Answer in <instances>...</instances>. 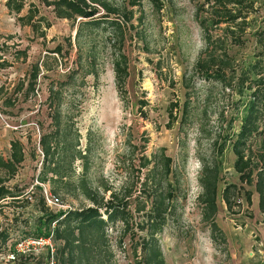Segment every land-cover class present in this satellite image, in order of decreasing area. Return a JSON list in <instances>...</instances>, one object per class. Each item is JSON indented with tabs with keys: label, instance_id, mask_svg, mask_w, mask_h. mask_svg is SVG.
Segmentation results:
<instances>
[{
	"label": "rangeland",
	"instance_id": "1",
	"mask_svg": "<svg viewBox=\"0 0 264 264\" xmlns=\"http://www.w3.org/2000/svg\"><path fill=\"white\" fill-rule=\"evenodd\" d=\"M4 1L0 0V41L11 36L7 44L27 47L28 56L25 61H15L0 70V82L12 91L19 80L27 82L32 64H39L41 69L34 97L21 103L19 109L7 111L10 113L0 109V152L8 156L14 138L23 142L26 151L25 161L9 182L26 187L25 195L15 203L16 207L4 206L0 212L2 226L17 219L8 248L0 254V264H10L11 243L14 248L25 249L19 254L36 259L45 258L48 250L53 253L51 240L49 245H32L35 238L29 232L42 214L41 196L53 212L84 206L88 201L81 195L58 194L61 204H49L44 196L45 190L51 193L49 185L36 181L42 159L36 143L39 132L49 122L45 104L48 84L63 78L74 65L76 27L41 6L51 26L44 39L34 37L29 27L18 23ZM110 1L133 13L132 26L125 29L124 52L129 72L126 93L117 90L108 40L97 38V78L87 76L83 83H76L64 93L61 106L72 132H78L79 148L86 153L85 170L77 161L76 174L85 171L93 186L106 185L119 196L129 197L131 210L137 197L151 186L152 178L158 179L160 189L172 190L166 223L156 235L164 264H264V214L257 208L256 193L250 205L241 200L229 210L221 199L226 183H238L229 137L239 130L242 113L236 114L235 108L241 110V105L236 94L223 91L194 73L204 44L193 18L195 2L160 0L161 6L156 8L147 0H139L136 5H130V0ZM253 1L256 12L250 16L248 41L244 47L233 49L239 60L249 61L259 50L252 34L264 27V0ZM57 45L62 46V55L51 51ZM163 155L171 158L167 177H163L159 159ZM215 163L220 168V181L217 211L211 222L204 217L202 179L204 170ZM108 195L109 192L105 194ZM133 219L141 222L143 214L135 213ZM214 224L222 234L214 230ZM120 230V223L107 229L114 264H134L130 237H124L119 244Z\"/></svg>",
	"mask_w": 264,
	"mask_h": 264
},
{
	"label": "trees",
	"instance_id": "2",
	"mask_svg": "<svg viewBox=\"0 0 264 264\" xmlns=\"http://www.w3.org/2000/svg\"><path fill=\"white\" fill-rule=\"evenodd\" d=\"M147 1L156 8L161 6L160 0ZM192 1L195 2L193 18L201 30L204 43L194 64V73L199 79L236 94L241 105V110L235 108L236 114L242 113L239 130L229 137L235 157L233 170L238 183H226L221 190V199L229 210L241 200L250 205L252 195L256 193L257 208L264 214V27L252 34L259 50L251 60H239L233 49L244 47L248 41L252 24L250 16L256 12L255 2ZM136 3L139 0H130V5ZM4 4L21 26L31 29L34 37L44 39L46 30L51 26L49 18L41 12V6L48 8L54 17L66 19L70 26L76 27L74 65L63 78L51 80L48 84L45 104L49 122L39 132L36 143L42 152L36 181L48 184L52 195H81L88 201L84 206L53 212L41 196L42 214L34 220L33 230L29 232L34 238L50 237L54 243L53 253L48 250L45 258L36 259L19 254L11 243L9 253L15 257L10 264H50L51 259L53 264H114V251L107 229L116 227L117 223L121 225L119 244L124 237H130L134 264H164L156 235L166 223L173 198L172 190L160 189L158 179L152 178L151 186L137 197L134 210H131L129 197L119 196L106 185L101 188L93 186L84 175L85 171L76 174L74 165L77 161L82 163L85 170L86 153L79 148L78 132H72L61 110L65 92L73 89L76 83H83L87 76L97 78L99 37L102 41L108 40L117 90L126 93L125 83L129 72L124 52L125 29L128 25L132 26V11L120 8L110 0H38V3L32 0H5ZM105 33L108 35L105 36ZM10 37L0 41V70L11 67L15 61H25L28 56L27 47L17 48V44H7ZM68 45L72 47L70 39ZM51 51L62 55V46L57 45ZM40 71L39 64H32L27 82L25 79L19 80L12 91L0 82L2 113L19 109L21 103L35 96ZM162 157L159 159L163 166V177H167L171 172V158ZM25 158L24 144L19 138L10 141L8 156L0 152V212L4 206L16 207L15 203L25 195L26 187L9 184ZM32 158H35L34 152ZM219 174L220 168L215 163L212 168L204 170L202 179L204 217L210 218L211 222L217 211ZM107 192L108 197L105 196ZM147 204H150L148 209ZM139 212L143 214V220L137 223L133 218ZM15 220L8 226H2L0 222V254L6 252L11 233L17 229ZM213 227L220 231L215 224Z\"/></svg>",
	"mask_w": 264,
	"mask_h": 264
},
{
	"label": "built area",
	"instance_id": "3",
	"mask_svg": "<svg viewBox=\"0 0 264 264\" xmlns=\"http://www.w3.org/2000/svg\"><path fill=\"white\" fill-rule=\"evenodd\" d=\"M39 153L42 155V152L40 149H39ZM44 196H45L46 201L49 204H55V205L61 204L60 198L56 195H52L47 190H45ZM50 240H51L50 237H46V238L38 237V238L32 239V243H33L32 245H44V244L49 245ZM15 250H16V252H25V249L21 248V246H20V248L15 247ZM14 257H15L14 254H10L9 255L10 261H12L14 259ZM7 264H9V263H7Z\"/></svg>",
	"mask_w": 264,
	"mask_h": 264
},
{
	"label": "crops",
	"instance_id": "4",
	"mask_svg": "<svg viewBox=\"0 0 264 264\" xmlns=\"http://www.w3.org/2000/svg\"><path fill=\"white\" fill-rule=\"evenodd\" d=\"M8 148H9V145H8Z\"/></svg>",
	"mask_w": 264,
	"mask_h": 264
}]
</instances>
